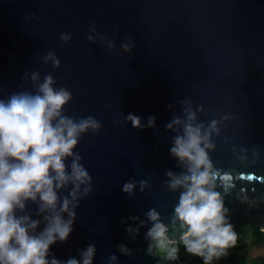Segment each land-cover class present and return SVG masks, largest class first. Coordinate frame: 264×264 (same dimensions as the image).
I'll return each instance as SVG.
<instances>
[{
  "label": "water",
  "instance_id": "water-1",
  "mask_svg": "<svg viewBox=\"0 0 264 264\" xmlns=\"http://www.w3.org/2000/svg\"><path fill=\"white\" fill-rule=\"evenodd\" d=\"M92 26L115 43L111 53L88 41ZM61 33L71 40L63 42ZM126 40L134 44L131 53L120 47ZM49 51L60 60L58 69L44 63ZM33 71L71 91L66 115L93 116L102 125L74 150L93 190L80 201L68 240L51 246L57 259H79L94 244L93 264H111L112 254L117 264H165L146 254L147 227L134 237L126 228L138 223L128 217L146 219L151 208L169 223L179 193L165 186V172L180 169L169 151L174 133L165 126L173 111L182 115L183 99L204 107L202 121L231 117L210 155L217 168L233 173L236 188L225 197L230 223L249 219L264 231V0H0V98L34 91ZM129 114L145 127H133ZM150 116L154 128L147 127ZM232 147L247 149L250 160L258 151L259 161L241 165ZM130 179L147 180L151 190L137 187L129 197L122 186ZM241 191L256 204L241 202ZM27 207L40 219L34 204ZM170 236L180 241L178 232ZM120 244L133 255L122 254Z\"/></svg>",
  "mask_w": 264,
  "mask_h": 264
},
{
  "label": "clouds",
  "instance_id": "clouds-1",
  "mask_svg": "<svg viewBox=\"0 0 264 264\" xmlns=\"http://www.w3.org/2000/svg\"><path fill=\"white\" fill-rule=\"evenodd\" d=\"M90 33L89 42L106 44L109 53L115 49V43L97 33L95 26ZM60 39L67 43L71 35L61 33ZM120 47L131 53L134 44L126 40ZM42 59L53 68L60 67V60L51 51ZM29 78L34 91L21 90L0 98V264H93L97 251L94 244L80 250L79 259L70 257L66 261L57 259L50 249L58 241L68 240L80 201L93 190L92 177L74 150L84 134L98 135L102 125L93 116L66 115L72 93L66 87H55L57 81L51 74L41 81L40 73L33 71ZM179 104L182 115L173 111L165 127L174 133L169 151L180 171L167 170L164 181L169 191L179 193L178 202L168 224L156 208H151L144 214L146 219L128 217L138 223L126 231L134 237L147 227L146 254L159 257L165 264L179 259L177 240L170 236V231L178 232L188 254L199 257L203 264H212L226 256L238 240L225 206V197L236 188L233 173L217 168L210 155L217 148L214 137L221 136V124L231 117L222 115L205 122L199 118L200 114L207 115L202 105L194 106L189 99ZM168 107L173 109L175 105ZM126 119L135 128L145 127L136 115L129 114ZM147 127H155V117L148 118ZM231 151L245 167L259 161L258 151L252 152L251 160L245 148L232 147ZM137 187L142 193L151 190L147 180L130 179L122 191L132 197ZM237 198L256 204L243 191ZM29 203L36 206L35 215L40 219L32 218ZM42 223L43 229L38 230ZM121 223L126 221L122 219ZM118 249L124 255H133L124 244ZM109 260L117 264L115 254Z\"/></svg>",
  "mask_w": 264,
  "mask_h": 264
},
{
  "label": "rangeland",
  "instance_id": "rangeland-1",
  "mask_svg": "<svg viewBox=\"0 0 264 264\" xmlns=\"http://www.w3.org/2000/svg\"><path fill=\"white\" fill-rule=\"evenodd\" d=\"M239 230H240V236L238 239L237 244L240 245H246L249 246V251H246V254L249 256L250 260L252 259L251 257H253V255L257 252L256 250H258V246L260 245H254L255 241L259 239L260 237V233L258 232V230L256 229V227L251 223V222H244L241 221L240 225H239ZM261 245H263V243H261ZM245 251H242V253ZM184 256V264H199V262L197 261V256H193L188 254L186 251L182 252ZM229 256H223L220 259H218L215 263L212 264H239V261L241 260V255L238 256V258H236V260L232 261L229 260ZM247 259V258H245Z\"/></svg>",
  "mask_w": 264,
  "mask_h": 264
},
{
  "label": "trees",
  "instance_id": "trees-1",
  "mask_svg": "<svg viewBox=\"0 0 264 264\" xmlns=\"http://www.w3.org/2000/svg\"><path fill=\"white\" fill-rule=\"evenodd\" d=\"M244 222H251V220L249 219H244ZM253 224V223H252ZM239 225L240 222L234 227V230L236 231L237 235H238V239L240 236V230H239ZM258 230V228H256ZM258 232L260 233V237L258 240L255 241L254 245H259L264 247V231H260L258 230ZM238 242V240H237ZM261 243H263V245H261ZM175 247L179 248V259L181 261V264H184V256L181 255L183 254L182 252L185 251L183 244L181 241H178L177 244L175 245ZM249 246L246 245H240V244H236L235 247L229 248L228 249V256L230 257L229 260H236V258H238L239 255H241V260L239 261V264H264V260H261L259 257H251L252 259L250 260L249 256L246 254V251H249ZM242 251H245L242 253ZM247 258V259H245ZM197 261L199 262V264H203V261L198 257ZM217 260H213L212 263H215Z\"/></svg>",
  "mask_w": 264,
  "mask_h": 264
},
{
  "label": "crops",
  "instance_id": "crops-1",
  "mask_svg": "<svg viewBox=\"0 0 264 264\" xmlns=\"http://www.w3.org/2000/svg\"><path fill=\"white\" fill-rule=\"evenodd\" d=\"M257 249L258 250H256L257 252L253 255V257H259L261 260H264V247L260 246ZM250 256H252V255H250Z\"/></svg>",
  "mask_w": 264,
  "mask_h": 264
}]
</instances>
